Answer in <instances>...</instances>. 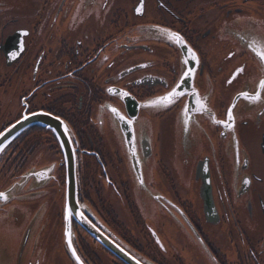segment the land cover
<instances>
[{"label":"flooded vegetation","instance_id":"obj_1","mask_svg":"<svg viewBox=\"0 0 264 264\" xmlns=\"http://www.w3.org/2000/svg\"><path fill=\"white\" fill-rule=\"evenodd\" d=\"M20 1L0 9V134L64 121L80 211L57 135L30 127L0 156L4 264H264V0Z\"/></svg>","mask_w":264,"mask_h":264},{"label":"water","instance_id":"obj_2","mask_svg":"<svg viewBox=\"0 0 264 264\" xmlns=\"http://www.w3.org/2000/svg\"><path fill=\"white\" fill-rule=\"evenodd\" d=\"M21 33L16 34L9 39V42L17 41ZM2 51H6V46L1 47ZM32 126H42L52 130L58 137L63 152L65 155L67 165V210L77 211L79 214L80 207L78 203V182L76 173V155L73 148L72 141L68 134V127L61 119L44 112H38L31 115L24 116L21 120L11 125L0 134V156L4 153L6 148L24 131ZM84 227L99 239L103 244H108L104 238L98 235V231L87 221H83ZM109 246V244H108ZM120 257L127 264H141L133 257H130L126 252L120 250L117 252Z\"/></svg>","mask_w":264,"mask_h":264},{"label":"rangeland","instance_id":"obj_3","mask_svg":"<svg viewBox=\"0 0 264 264\" xmlns=\"http://www.w3.org/2000/svg\"><path fill=\"white\" fill-rule=\"evenodd\" d=\"M0 2L3 4V6H1L0 9H5V8H20L21 5V1L20 0H10L9 3H11L8 6V0H0ZM16 14H18L17 16L21 18L20 14V10H18L16 12ZM8 20V14L6 16L3 17V19L0 18V34H1V26L3 23H5V21ZM2 71V61L0 59V72ZM43 160V159H42ZM13 224V223H12ZM10 225L8 227V217L6 218L4 215L0 214V254H1V261L4 264V259L3 258H8V255L6 254V248L12 247L13 245H15V243L18 245V240L17 238L19 237V234L17 232V230L13 227V225ZM14 228V229H13ZM56 248V247H55ZM15 250L17 251V248L15 247ZM55 250V249H54ZM53 251V249H52ZM1 252H5L6 255H4L5 257H3V253ZM13 253V252H12ZM26 262L30 259V255L28 253V251L26 252ZM184 256L186 257V255L184 254ZM52 257V255H51ZM37 260L35 259L36 263ZM8 263V261L6 262Z\"/></svg>","mask_w":264,"mask_h":264},{"label":"snow or ice","instance_id":"obj_4","mask_svg":"<svg viewBox=\"0 0 264 264\" xmlns=\"http://www.w3.org/2000/svg\"><path fill=\"white\" fill-rule=\"evenodd\" d=\"M253 50L256 51L257 52V55L260 57V59L262 61H264V48H261L259 50L257 48H253ZM193 57L195 58V54L194 53H193ZM240 71H242V69H239L238 70V72H240ZM260 88L261 89H264V81H261ZM109 91H111V89ZM175 95H176V93H175V91H173L172 93H169V95L166 96V97H161V98H158L155 101L149 102V106H158V105L163 104L164 101L172 102V98ZM243 95H245V97L248 98V94L245 93ZM251 99H253L255 101H258L260 99V93L257 92V94L255 95V97H252ZM163 106H167V104H163ZM113 111L115 112V109H113ZM229 118L231 119V113H229ZM0 197H4V194L0 193ZM4 198H6V197H4Z\"/></svg>","mask_w":264,"mask_h":264}]
</instances>
